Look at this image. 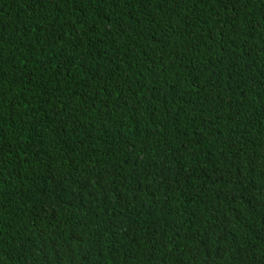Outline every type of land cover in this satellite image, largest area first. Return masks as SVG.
Segmentation results:
<instances>
[{
    "label": "trees",
    "instance_id": "1",
    "mask_svg": "<svg viewBox=\"0 0 264 264\" xmlns=\"http://www.w3.org/2000/svg\"><path fill=\"white\" fill-rule=\"evenodd\" d=\"M0 264H264V0H0Z\"/></svg>",
    "mask_w": 264,
    "mask_h": 264
}]
</instances>
